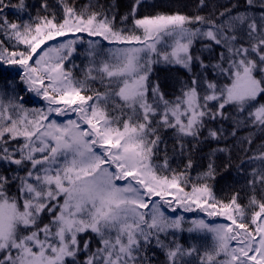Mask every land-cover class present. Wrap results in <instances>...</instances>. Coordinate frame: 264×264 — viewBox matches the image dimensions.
<instances>
[{
    "label": "snow or ice",
    "instance_id": "obj_1",
    "mask_svg": "<svg viewBox=\"0 0 264 264\" xmlns=\"http://www.w3.org/2000/svg\"><path fill=\"white\" fill-rule=\"evenodd\" d=\"M159 7L0 0V264H264V0Z\"/></svg>",
    "mask_w": 264,
    "mask_h": 264
},
{
    "label": "trees",
    "instance_id": "obj_2",
    "mask_svg": "<svg viewBox=\"0 0 264 264\" xmlns=\"http://www.w3.org/2000/svg\"><path fill=\"white\" fill-rule=\"evenodd\" d=\"M13 2H15V0H13ZM50 2L55 3V0H50ZM80 2L82 3L83 1L80 0ZM101 2L107 4V3H112L113 0H101ZM115 2L119 5L120 12L123 13V11L126 9L129 3V0H115ZM147 2L150 4L159 5L160 7L156 10H166L169 5L176 6L177 4H184V3L190 4L192 0H150ZM241 2H243V0H241ZM28 3L29 4L38 3V0H28ZM151 10L152 9H141V12L143 13L145 11H151ZM76 63L80 64L81 59L77 58ZM178 75H183V73L182 72L177 73L175 70L169 72L167 69H164L162 67H158L157 72H156V76H159L162 85H164L165 87V91L169 93L173 92L178 87V84L176 83V78L178 77ZM29 100L31 101V104L29 106H32V104L39 106V102L36 100L35 97H29ZM207 151H208V146H205L203 150L200 153H198L196 156V160L198 164H200L201 166L203 164H206L207 162L206 158L201 159L202 157H205V154L207 153ZM223 159L224 157L221 155L220 160H223ZM217 162L219 163L220 161L218 160ZM224 176H225L224 180H220L218 177L219 182L216 185L218 195H224L225 193L229 192L232 188L239 189L240 186L243 184V180L239 179L235 168L231 169L227 173H224ZM237 180H239L238 183L235 182ZM194 235L195 234H189L187 232L183 233L181 237V242L185 244L186 246L192 245V244L203 245V244L210 242L209 240H205L203 237L193 239L192 237ZM160 259H163L162 255H160Z\"/></svg>",
    "mask_w": 264,
    "mask_h": 264
}]
</instances>
